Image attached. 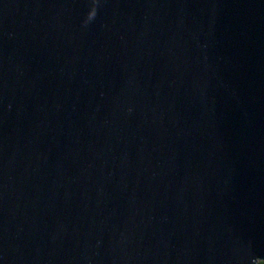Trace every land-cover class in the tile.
<instances>
[{"label": "water", "instance_id": "95a60500", "mask_svg": "<svg viewBox=\"0 0 264 264\" xmlns=\"http://www.w3.org/2000/svg\"><path fill=\"white\" fill-rule=\"evenodd\" d=\"M264 262V0H0V264Z\"/></svg>", "mask_w": 264, "mask_h": 264}, {"label": "trees", "instance_id": "16d2710c", "mask_svg": "<svg viewBox=\"0 0 264 264\" xmlns=\"http://www.w3.org/2000/svg\"><path fill=\"white\" fill-rule=\"evenodd\" d=\"M258 264H264V262L263 263H258Z\"/></svg>", "mask_w": 264, "mask_h": 264}]
</instances>
